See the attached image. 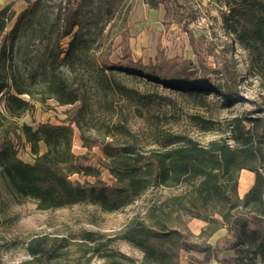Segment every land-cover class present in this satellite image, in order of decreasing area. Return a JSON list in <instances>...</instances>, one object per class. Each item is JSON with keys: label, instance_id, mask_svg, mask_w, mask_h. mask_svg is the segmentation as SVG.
<instances>
[{"label": "trees", "instance_id": "trees-1", "mask_svg": "<svg viewBox=\"0 0 264 264\" xmlns=\"http://www.w3.org/2000/svg\"><path fill=\"white\" fill-rule=\"evenodd\" d=\"M24 1L25 9L17 15L13 29L0 44V101L5 111L0 110V171L9 188L17 195L34 199L39 210L91 203L108 212L124 208L145 192L155 195L161 189H181L168 199L166 215L186 213L202 221L200 238L203 242H191L182 230L169 229L158 215L161 207L153 200L146 217L133 222L119 236L142 249L143 264H183L180 261L182 251L203 253L206 263L215 260L220 264H264V116L247 120L234 118L230 137H219L206 145L191 136L176 134L167 142L144 150L130 140L116 139L111 130L97 137L86 134L78 118V115L82 118L85 97L80 86H76V76L69 79L62 72L50 70L48 79L36 94L18 66L17 41L46 2ZM210 1H223V29L227 35H233V41L223 49H233L236 43L247 50L250 69L264 84V0ZM146 3L154 10L164 6L163 25L176 24L188 36L202 64L197 50L200 38L189 26L190 14L176 9L172 17L171 6L165 0H146ZM81 4L82 0H67L60 39L73 38L54 58L61 57L70 73H74L72 59L77 41L73 33L81 23ZM131 9L130 5L123 18L124 24ZM15 16L11 4L0 9V39ZM122 37L124 42L126 36ZM194 67L192 60L182 56L167 58L161 49L155 63L145 64L126 54L117 64L106 59L101 65L104 74L105 70H117L174 90L212 91L223 96L227 103L233 102L237 94V76L231 71L232 67L227 65L212 72L220 77L217 86L199 78ZM49 99L73 106V112H67V124L41 123L34 129L18 122L34 108L33 101L44 104ZM74 127L81 130L83 147L101 150L99 166L88 163L87 156L74 153ZM114 129L125 135L131 133L121 124ZM23 139L30 145L33 163L18 156L15 143ZM43 146L44 152L41 151ZM101 168L112 176V184L101 179ZM242 170L253 172L255 179L253 186L240 198L238 184ZM221 229L227 231L223 243H209ZM65 242V238L48 235L34 237L27 246L31 258L22 264H51L63 256Z\"/></svg>", "mask_w": 264, "mask_h": 264}, {"label": "rangeland", "instance_id": "rangeland-1", "mask_svg": "<svg viewBox=\"0 0 264 264\" xmlns=\"http://www.w3.org/2000/svg\"><path fill=\"white\" fill-rule=\"evenodd\" d=\"M165 2L171 6L172 17L176 9L190 14L189 26L200 38L197 50L202 64L188 36L181 34L176 24L166 27L162 23L164 18L160 21L147 16L146 0H82L81 23L73 33L77 41L72 59L74 73H70L61 57L54 60L73 38L60 39L67 0H46L43 10L22 30L17 41L18 66L36 94L48 79L50 70L62 72L69 79L76 76V86H80L85 97L82 118L78 115L82 131L97 137L111 130L116 139L130 140L144 150L157 147L176 134L191 136L206 145L213 139L230 137L234 118L247 120L264 116V84L250 69L249 52L237 44L233 49H223L221 45L231 43L229 38L222 44L214 40L224 28L223 1ZM9 4L16 16L9 22L0 44L13 29L17 15L26 7L24 0H0V9ZM130 5L132 9L124 24L123 18ZM159 49L167 58L182 56L192 60L199 78L214 86L218 85L220 77L212 72L227 65L232 67L231 71L237 76V94L233 102L227 103L223 96L212 91L174 90L117 70H105L104 74L101 69L106 59L117 64L126 54L145 64L155 63ZM33 104L34 108L18 122L34 129L41 123L67 124V112H73V106L60 105L53 99L44 104L33 101ZM0 110L5 112L3 101H0ZM119 124L128 128L130 135L118 133L114 126ZM15 146L23 161L34 162L30 145L24 139ZM41 151H45L44 146ZM73 151L87 156L88 163L99 166L101 150L83 147L81 130L77 127H74ZM101 179L107 184L113 182L107 170L101 171ZM180 191L161 189L155 195L145 192L114 212L104 211L91 203L39 210L34 199L15 194L0 171V264H22L29 260L28 243L42 235L66 239L63 256L51 264H143L142 249L119 236L133 222L146 217L153 200L161 207L158 215L169 229L182 230L191 242H203L200 238L202 221L186 213L166 215L168 199ZM217 237L212 239L213 243ZM180 261L206 264L204 254L194 251H182Z\"/></svg>", "mask_w": 264, "mask_h": 264}, {"label": "crops", "instance_id": "crops-1", "mask_svg": "<svg viewBox=\"0 0 264 264\" xmlns=\"http://www.w3.org/2000/svg\"><path fill=\"white\" fill-rule=\"evenodd\" d=\"M144 7H146L145 10H146L147 16H149L150 18H155V19H159L160 21H163V18L165 16L164 6H161L158 10L150 9L148 6H144ZM181 34H185V33H181ZM254 179H255V174L253 172L248 171V170H242L240 172V178H239V184H238V194L240 198H243L245 193L249 191V189L253 186ZM215 235H217L218 237L213 243L212 239L215 237ZM215 235L211 237V239L209 240V243H211L212 245H216L217 243L222 244L223 237L226 235V230L221 229ZM206 264H220V263H218L215 260H211Z\"/></svg>", "mask_w": 264, "mask_h": 264}, {"label": "built area", "instance_id": "built-area-1", "mask_svg": "<svg viewBox=\"0 0 264 264\" xmlns=\"http://www.w3.org/2000/svg\"><path fill=\"white\" fill-rule=\"evenodd\" d=\"M229 38L230 42L233 41V35H227L223 29L222 31H218V36L216 38H214V40L218 41L219 44H222L223 42H225L227 39ZM236 45V43H234ZM220 46V45H219ZM222 47H224L223 45H221Z\"/></svg>", "mask_w": 264, "mask_h": 264}]
</instances>
